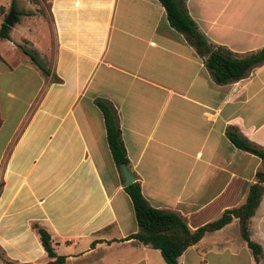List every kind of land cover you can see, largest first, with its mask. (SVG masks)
Here are the masks:
<instances>
[{
  "label": "crops",
  "instance_id": "crops-1",
  "mask_svg": "<svg viewBox=\"0 0 264 264\" xmlns=\"http://www.w3.org/2000/svg\"><path fill=\"white\" fill-rule=\"evenodd\" d=\"M48 3L50 74L31 67L41 95L2 148L9 153L1 171L0 249L16 264L48 261L32 227L38 222L65 257L61 264H167L159 249L127 239L138 226L94 99L114 105L128 168L145 198L194 230L241 205L255 182L260 168L248 172V164L261 159L235 147L225 130L234 126L264 147V119H253L263 107L264 63L238 81L216 84L158 0ZM185 6L213 45L236 55L264 46V0ZM0 59L11 66L1 53ZM241 254L252 255L233 218L189 246L178 264L222 257L233 264Z\"/></svg>",
  "mask_w": 264,
  "mask_h": 264
},
{
  "label": "trees",
  "instance_id": "trees-1",
  "mask_svg": "<svg viewBox=\"0 0 264 264\" xmlns=\"http://www.w3.org/2000/svg\"><path fill=\"white\" fill-rule=\"evenodd\" d=\"M158 1L165 9L169 25L179 32L196 53L204 59L205 68L216 84L238 81L246 77L253 67L264 63V46L246 55H236L222 46L213 45L188 14L185 0ZM11 7L15 9V22L19 20L21 14H32L30 11H19L16 8V0H10ZM10 31L11 26L2 21L0 23V39H11ZM18 46L30 56L41 71L46 75L50 74V70L41 66L29 49L21 44ZM51 79L52 81L59 80L55 75H52ZM94 104L101 112L108 148L123 181L120 166L125 164L128 167L129 159L121 138L117 111L110 101L101 97H96ZM225 134L235 147L258 156L264 163V147L251 142L234 126H228ZM131 173L135 175L133 171ZM123 189L129 197L138 226V230L129 234L127 239H134L137 243L159 249L167 264H178V257L189 246L197 243L207 232L224 227L233 218L237 219L240 237L251 251L253 264H260L263 247L251 237L250 224L264 195V170L255 172V182L249 184L246 199L241 205L224 210L218 218L208 221L194 230L189 228L185 219L178 213L152 206L141 192V186L137 179L135 182L123 186ZM32 227L37 232L46 255L50 258L42 264L63 263L65 257L56 254L50 233L38 222H33ZM0 261L3 264H16L5 257L1 249Z\"/></svg>",
  "mask_w": 264,
  "mask_h": 264
},
{
  "label": "rangeland",
  "instance_id": "rangeland-1",
  "mask_svg": "<svg viewBox=\"0 0 264 264\" xmlns=\"http://www.w3.org/2000/svg\"><path fill=\"white\" fill-rule=\"evenodd\" d=\"M16 8L22 12L30 11L32 14H21L17 22L14 20L10 31L11 43L7 39H0V53L11 65V68L4 67L3 60L0 59V185L2 167L9 153L8 148L5 151H2V148L11 138L15 128H18L28 117L43 88L41 78L33 72L31 67L35 66L37 71L41 72L40 69L18 45L21 44L29 49L38 63L46 69L50 67L53 52L51 46L52 24L48 0H16ZM9 11L10 0H0V20H4ZM45 49H48L45 53L46 58L43 56ZM26 60L29 62L24 63ZM46 76L43 72V77ZM259 101L263 102V107L254 113L253 119L260 121L264 119V96ZM254 108L253 105H249L251 111ZM258 160L257 157L251 159L248 164V172L257 167L260 168L259 170H264V163L261 164L260 160L257 163ZM262 199L263 204L253 216L250 225L252 238L263 247L260 264H264V195ZM236 230L233 228L230 232L233 233ZM35 254L39 259V253ZM210 260L212 264H224L228 261L224 257L210 258ZM231 262L233 264H252L253 257L252 255L248 257L241 254L238 258L232 259Z\"/></svg>",
  "mask_w": 264,
  "mask_h": 264
},
{
  "label": "water",
  "instance_id": "water-1",
  "mask_svg": "<svg viewBox=\"0 0 264 264\" xmlns=\"http://www.w3.org/2000/svg\"><path fill=\"white\" fill-rule=\"evenodd\" d=\"M15 18V9L13 7L10 8L7 16L4 18L3 22L8 25L12 26ZM121 173L123 176V186H127L130 183L136 181V177L131 173L130 169L125 164H121L120 166Z\"/></svg>",
  "mask_w": 264,
  "mask_h": 264
}]
</instances>
